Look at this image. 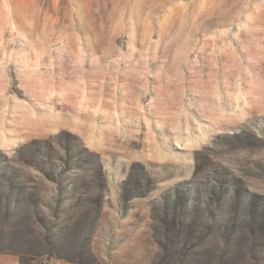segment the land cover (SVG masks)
<instances>
[{"label": "rangeland", "instance_id": "obj_1", "mask_svg": "<svg viewBox=\"0 0 264 264\" xmlns=\"http://www.w3.org/2000/svg\"><path fill=\"white\" fill-rule=\"evenodd\" d=\"M0 254L264 264V0H0Z\"/></svg>", "mask_w": 264, "mask_h": 264}, {"label": "crops", "instance_id": "obj_2", "mask_svg": "<svg viewBox=\"0 0 264 264\" xmlns=\"http://www.w3.org/2000/svg\"><path fill=\"white\" fill-rule=\"evenodd\" d=\"M32 260L31 262H33ZM0 264H24L21 257L16 254H0ZM44 264H82L77 261L50 260Z\"/></svg>", "mask_w": 264, "mask_h": 264}]
</instances>
